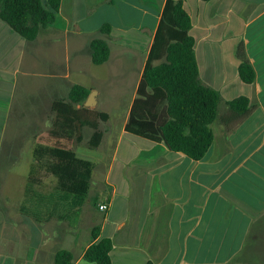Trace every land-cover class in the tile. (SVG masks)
<instances>
[{"label":"crops","instance_id":"0c3cea01","mask_svg":"<svg viewBox=\"0 0 264 264\" xmlns=\"http://www.w3.org/2000/svg\"><path fill=\"white\" fill-rule=\"evenodd\" d=\"M165 2L61 0L33 41L0 20V264H54L61 250L87 264L84 252L103 238L112 242L111 264H264V0H182L199 80L220 96L200 160L126 131L131 114H154L151 91L138 90L147 63H163L175 36L161 26ZM95 39L109 47L101 65L89 55ZM238 50L253 68L251 84L239 78ZM73 86L88 90L76 110L108 117L97 148L88 146L91 128L77 143L73 125L52 110ZM241 97L248 107L236 115L228 103ZM69 143L78 158L94 153L74 230L19 211L35 149ZM54 185L47 177L39 189Z\"/></svg>","mask_w":264,"mask_h":264},{"label":"trees","instance_id":"16d2710c","mask_svg":"<svg viewBox=\"0 0 264 264\" xmlns=\"http://www.w3.org/2000/svg\"><path fill=\"white\" fill-rule=\"evenodd\" d=\"M60 1L0 0V20L27 41H33L41 29L53 24ZM164 24L175 30L174 39L166 47L163 63L158 66L147 63L138 90L139 93L144 88L151 91L154 114L138 118L131 114L126 131L162 142L168 150L183 153L192 160H200L213 141L210 126L217 118L220 96L199 80L193 52L194 40L188 34L191 20L182 7V0H166L161 26ZM108 31V26L101 29L102 33ZM89 55L94 65L105 63L109 56L107 43L92 40ZM237 56L241 60L239 78L243 83L251 84L254 80L253 68L241 50L237 51ZM87 96L88 90L73 86L67 99L54 102L52 110L62 122L73 125L77 143L83 139V128H91L93 132L88 146L94 149L103 136L98 128L99 122L106 121L108 117L86 108L76 110L74 106L82 105ZM228 107L236 115L243 114L248 100L237 98L229 102ZM33 157L37 162L30 168L20 213L37 223L55 220L67 223L72 230L76 229L81 208L88 197L93 163L78 158L72 149L61 145L38 146ZM40 168H43V173L39 172ZM47 177L54 178L56 185L49 193H43L39 186ZM111 249L110 239H100L86 249L83 261L87 264H111ZM54 264H73L72 253L58 251Z\"/></svg>","mask_w":264,"mask_h":264},{"label":"rangeland","instance_id":"374dc122","mask_svg":"<svg viewBox=\"0 0 264 264\" xmlns=\"http://www.w3.org/2000/svg\"><path fill=\"white\" fill-rule=\"evenodd\" d=\"M49 120H50V122H49ZM51 121H52V119H50V118H48V125H51ZM91 132L90 131H88V132H85L84 131V136H88L89 134H90ZM43 135H45V134H43ZM73 146V144H71V143H69L68 145H67V148H70V147H72ZM89 149H91V148H89ZM78 155L79 156H81V157H83V158H85L86 160H88V161H92L93 160V157H94V153L93 152H90V150H88V149H85V153L84 154H82V153H80V152H78ZM20 167H22V165L20 166ZM43 168H40L39 169V172L40 173H43ZM47 185V187H46V190H48L51 186H52V184H50V183H48V184H46ZM55 185H56V181H55ZM54 185V186H55ZM233 264H236V262L235 263H233Z\"/></svg>","mask_w":264,"mask_h":264},{"label":"built area","instance_id":"2783aa9c","mask_svg":"<svg viewBox=\"0 0 264 264\" xmlns=\"http://www.w3.org/2000/svg\"><path fill=\"white\" fill-rule=\"evenodd\" d=\"M97 208L99 211L105 212L107 210V205L106 204H99Z\"/></svg>","mask_w":264,"mask_h":264},{"label":"water","instance_id":"95a60500","mask_svg":"<svg viewBox=\"0 0 264 264\" xmlns=\"http://www.w3.org/2000/svg\"><path fill=\"white\" fill-rule=\"evenodd\" d=\"M91 95V94H90ZM89 95V97L87 98L88 99V101H91V96ZM86 106L87 107H90L91 105L90 104H88V103H86Z\"/></svg>","mask_w":264,"mask_h":264}]
</instances>
